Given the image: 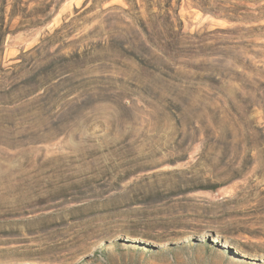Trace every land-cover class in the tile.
Segmentation results:
<instances>
[{"label": "rangeland", "instance_id": "374dc122", "mask_svg": "<svg viewBox=\"0 0 264 264\" xmlns=\"http://www.w3.org/2000/svg\"><path fill=\"white\" fill-rule=\"evenodd\" d=\"M0 16V264H264V0Z\"/></svg>", "mask_w": 264, "mask_h": 264}, {"label": "trees", "instance_id": "16d2710c", "mask_svg": "<svg viewBox=\"0 0 264 264\" xmlns=\"http://www.w3.org/2000/svg\"><path fill=\"white\" fill-rule=\"evenodd\" d=\"M17 2L19 3V1H17ZM6 6H7V4H5V5H4V9H2L4 12H6V11H5V9H6L5 7H6ZM14 10H15V9H13V11H14ZM2 15H3V14H2ZM0 19H1V16H0ZM4 19H5V15H4ZM5 25H6V24H5V21L2 20V22H1V31H2V32H0V44L3 43V38H4V37H3V35H4L3 32H4V31H3L2 28H4Z\"/></svg>", "mask_w": 264, "mask_h": 264}]
</instances>
